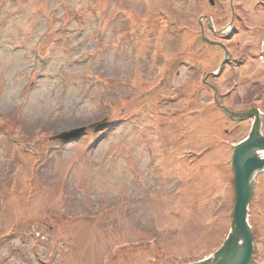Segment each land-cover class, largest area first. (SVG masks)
<instances>
[{
  "label": "rangeland",
  "instance_id": "1",
  "mask_svg": "<svg viewBox=\"0 0 264 264\" xmlns=\"http://www.w3.org/2000/svg\"><path fill=\"white\" fill-rule=\"evenodd\" d=\"M232 14L228 37L208 29ZM202 33L230 53L216 77L224 54ZM263 44L264 0H0V264L213 255L251 121H230L209 86L226 109L259 108L264 134ZM248 210L264 264V172Z\"/></svg>",
  "mask_w": 264,
  "mask_h": 264
},
{
  "label": "water",
  "instance_id": "2",
  "mask_svg": "<svg viewBox=\"0 0 264 264\" xmlns=\"http://www.w3.org/2000/svg\"><path fill=\"white\" fill-rule=\"evenodd\" d=\"M212 3V0H210ZM204 42L210 45H219L225 53V59L221 65L219 72H221L223 66L227 63L229 53L225 47L217 42H212L203 37ZM215 75V74H213ZM225 114L235 120H241L244 118L252 117L256 114V111H250L247 113H233L226 109H223ZM107 125V120L104 119L92 126L93 129H101ZM260 121L256 118L249 138L237 145L234 150L232 167L234 171V188H235V205L233 210L232 229L233 232L224 242L223 246L214 255L213 260H207L196 264H249L253 253L252 247V234L247 225V205L251 200L253 192V179L257 172L264 169V160L258 159L254 155V151H264V137L259 132ZM84 128L75 129L70 132L60 134L57 139L63 143H69L78 140L84 133ZM240 237L243 244L240 248L241 255L237 263H233L236 251L239 248L234 246L235 237Z\"/></svg>",
  "mask_w": 264,
  "mask_h": 264
},
{
  "label": "bare ground",
  "instance_id": "3",
  "mask_svg": "<svg viewBox=\"0 0 264 264\" xmlns=\"http://www.w3.org/2000/svg\"><path fill=\"white\" fill-rule=\"evenodd\" d=\"M233 26H234V24H232ZM232 27V26H231ZM231 27L230 26H226V27H224V28H222L220 31H217V30H215V28L213 29V30H211V32H213V33H215L216 35H225L226 37H228V33L231 31ZM208 40H210L209 38H207ZM227 39V38H226ZM257 60H258V56H257ZM258 114L256 113V117L258 118ZM255 117V118H256ZM255 122V121H254ZM253 122V123H254ZM111 126H110V124H107L106 125V127L105 128H107V129H109ZM254 155L255 156H257L258 157V159H262V160H264V151H258V150H255L254 151ZM258 173H261V172H258ZM257 173V174H258ZM256 174V175H257ZM255 175V176H256ZM254 185V184H253ZM234 237H235V242H234V246H236V247H238L239 248V251H238V249H237V251H236V254H235V258H234V260H233V263H237L238 261H239V259H240V255H241V250H240V248H241V246H242V244H243V241H242V239L240 238V237H237L236 238V235H234ZM210 259H213V256L212 257H210Z\"/></svg>",
  "mask_w": 264,
  "mask_h": 264
}]
</instances>
